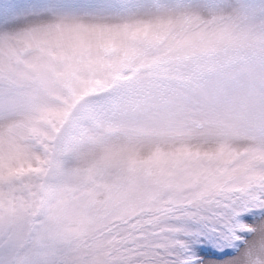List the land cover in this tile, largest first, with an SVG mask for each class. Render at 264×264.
Returning a JSON list of instances; mask_svg holds the SVG:
<instances>
[{"label":"snow or ice","instance_id":"6c2138e0","mask_svg":"<svg viewBox=\"0 0 264 264\" xmlns=\"http://www.w3.org/2000/svg\"><path fill=\"white\" fill-rule=\"evenodd\" d=\"M0 264H264V0H0Z\"/></svg>","mask_w":264,"mask_h":264}]
</instances>
